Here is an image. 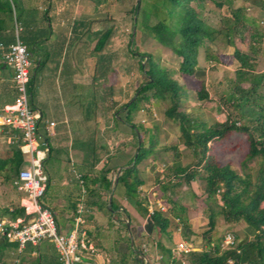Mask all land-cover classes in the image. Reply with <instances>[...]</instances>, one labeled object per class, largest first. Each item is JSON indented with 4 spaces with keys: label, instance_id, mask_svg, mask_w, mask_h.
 <instances>
[{
    "label": "trees",
    "instance_id": "16d2710c",
    "mask_svg": "<svg viewBox=\"0 0 264 264\" xmlns=\"http://www.w3.org/2000/svg\"><path fill=\"white\" fill-rule=\"evenodd\" d=\"M58 1L60 0H47L46 6L39 8V5L20 6L15 0H0V59L15 41V23H20L18 36L32 53L33 66L30 70L28 92L30 103L35 107L38 72L47 69L56 74L59 70L60 80L67 85L68 80L76 73L71 67L72 49L82 41L75 55L79 60H93L91 83L83 96V121H96L100 117L105 121V125L113 120L127 125L131 130L130 135L120 134V139L130 138L120 143V146L117 145L115 152L110 153V147L101 140L99 130L90 128L71 137L61 134L52 139L47 135L46 129L41 127V122L46 121L44 115L41 116L40 133L49 145L46 160L57 162L64 160L62 157L71 159L72 153L75 164L82 173L87 187L86 206L89 212L90 209L92 211L91 214L86 212L85 217H92L93 212L98 211L110 215L111 221L119 220L115 213L118 209L114 198L115 191L112 193L110 206L107 204L108 200L103 198V193L112 189L113 173L117 171L107 168L108 161L124 144L127 143L136 150L128 163L133 164L124 168L118 176L117 187L123 188L126 197L135 196L141 185L139 164L157 149L171 150L174 158L179 160L184 154L189 161L186 166L172 165L169 171L165 172L167 183H170L173 177H180L188 185L196 179L202 189L199 201L204 205L208 218L207 227L200 234L203 247L184 250L181 252L183 257L190 264H264V71L258 70L264 31L250 25L246 27L245 22L241 20L240 8L233 11V20L222 16L218 25L208 22L204 16L207 1L222 9L224 6L230 8L234 0H160L178 13L179 20L173 28L156 17L152 23H148L147 12L142 9L140 0H135L131 19L142 13V32L171 48L178 57V68H168L152 53L140 51L135 46V32H130L125 54L132 62L126 70L127 73L134 71L136 85L133 93L120 104L114 98V85L108 81L109 73L117 60L118 52L111 48L113 39L118 36L116 30L112 26L92 29L88 15H84L82 11L73 15L70 4L74 0H67L66 4L69 6L65 5L63 9L57 8ZM83 1L81 0V3ZM113 1H92L94 11H99L100 4L107 6ZM253 1L259 6L264 4V0ZM60 8L61 12L58 11ZM241 26L246 27L244 31ZM217 39L233 47L230 55L237 62V67L234 77L230 78L227 84L220 80L218 84L207 85L204 79L199 77V72H205L204 69H199V57L202 52L208 51L209 44L215 43ZM237 41L245 44L246 50L240 49ZM84 49L89 51V55L78 57ZM0 69L7 70L13 77L12 70L3 60H0ZM208 86L211 87V92ZM10 89L14 97L13 82ZM189 91L195 92L199 105L197 110L203 109L202 105L211 99L212 94L216 95L214 109L220 114L221 120L214 117L209 120L198 117L189 108ZM150 99L163 107L165 121L178 125L176 142L157 148L155 133L150 136L149 143H146V133L152 129L157 131V125L135 121L134 118L142 108L141 103ZM120 109L125 112L124 116L119 115ZM234 133L245 136L246 152L243 155L241 170L235 169L230 161H223L215 151L217 143L230 139ZM254 159H261L256 168L246 163ZM101 161L103 167L96 170ZM24 163L19 145L9 144L7 148L0 150L2 181L5 184H14ZM140 205L147 213V206L144 207L143 203ZM75 211L74 200L70 203L69 220H73ZM23 214L24 209L20 207L11 210L0 209V216L17 218ZM170 215L178 217L182 223L179 232L168 230ZM194 215L195 211H190L188 206L182 203L177 210H156L150 217L153 224L151 233L141 234L140 244L131 247L130 236L125 238L132 262L125 261L124 264H143L146 252L141 247L142 243H156L169 253L171 249L162 243V238L175 245L183 240L195 245L196 240L191 238L194 224L191 218ZM219 216L228 224L245 222L251 229V236L232 232L236 239V244L232 247L222 246L224 236L214 242L212 233ZM119 221L127 230L126 223ZM129 223L131 228V220ZM109 225L113 226L112 223ZM0 247L8 251L15 250V257L20 260V264H58L57 253L49 244L39 248L36 255H31V244L22 252H18L15 243L9 244L1 237Z\"/></svg>",
    "mask_w": 264,
    "mask_h": 264
},
{
    "label": "crops",
    "instance_id": "0c3cea01",
    "mask_svg": "<svg viewBox=\"0 0 264 264\" xmlns=\"http://www.w3.org/2000/svg\"><path fill=\"white\" fill-rule=\"evenodd\" d=\"M15 2L20 6H30V5H39V8H44L47 4V0H15ZM67 0L58 1L57 8L69 6L66 4ZM81 0L71 1V9L73 10V15L77 12H83L88 8L85 4H80ZM28 8V7H27ZM61 12L60 10H58ZM85 11V12H86ZM59 12L57 14L59 15ZM16 24V23H15ZM20 26V23H18ZM21 27V26H20ZM79 46L76 45V48L72 49V61L71 67L76 73L73 74L71 80H68L67 85L62 83V80L59 78V70L56 74L49 72L47 69L40 70L38 72V77L36 81L37 86V97L35 100V108L38 109L42 115L46 118L45 122H41V127L46 128L47 122L54 121V132L55 134L51 137L52 139L56 137V135L63 134L64 136H73L74 134H80L85 132L87 129H95L102 131L107 127L115 126L113 120L109 121L108 125H105V121L98 117L96 121H83V96L87 92L89 85L91 83V73L88 69L87 61L79 60L75 53L77 52ZM38 52V50H36ZM82 52L78 57H82ZM32 69V68H31ZM90 73V74H89ZM206 76L205 72H199V77L202 79ZM12 77L11 74L7 70L0 69V106L8 105L13 103V94H11V85H12ZM117 101H120L121 96H114ZM153 104L152 110L154 111L153 116L148 112H144L142 108L135 114V121H141L148 123H156L157 129L159 132V137L155 141V145L158 147L163 146L165 144L171 143L172 133L164 127V116H159L160 112L157 114L155 112V108L162 107L159 104H156L154 100L151 102ZM121 110L118 111L119 115L121 114ZM163 115V112H162ZM205 120H209L206 115H203ZM119 126V130L116 129L120 133L130 135L131 130L127 125L119 122L117 123ZM152 129V128H151ZM41 131V130H40ZM101 131V132H102ZM115 132V129L112 130ZM150 131L146 133V142L149 143L150 139ZM157 132V133H158ZM130 138V137H129ZM128 138V139H129ZM124 139V140H128ZM122 139H120L121 141ZM122 140V141H124ZM116 142V141H115ZM110 147V153L112 152V146H117V142L111 145L107 142ZM4 146H9L5 138L2 137L0 131V149ZM56 146V145H55ZM135 147L124 144L123 147L120 148L119 152L114 153L113 157L109 159L107 168L112 170L116 169L117 171L113 173L114 176V198L116 203L118 204V209L115 211L117 213L119 220L123 218H127L131 220L132 227L130 228L131 237H130V245L140 244L141 234H150L152 230V221L151 218L147 216V213L142 209L140 203H143L144 207L146 206L147 200L151 197V192L156 193V198L160 202H162L167 210L170 208L178 209L179 204H185L188 206L190 211H195L193 219V235L191 238H194L195 245L192 242H188L183 240L182 242L191 243L195 249H201L203 247V243H200V234L207 227L208 218L205 215V209L198 202L195 203L193 198H195L198 194H196L191 186H194L196 179L191 181L188 185L184 182L180 177H173L172 181L167 183V176H165V172L172 165H181L186 166L189 158L183 154L181 159H176L169 155L168 151H162L161 149H157L154 151L148 158H146L142 163L139 164L140 169V177H141V185L138 188L137 194L132 197H126L123 188L117 187V183L115 184V179L118 174L125 168V166L131 165L128 164L131 159L135 155ZM71 162L73 167L75 166V161L73 154L70 153ZM103 167V161H101L96 170H99ZM75 176V175H74ZM76 178V177H75ZM2 185L5 187V183L0 179ZM11 184V183H9ZM188 189L186 188V185ZM14 185V184H13ZM15 186V185H14ZM16 187V186H15ZM17 189V188H16ZM18 190V189H17ZM0 209L8 208L9 210L19 207L20 201L22 198V192L18 190V193H12L10 188L1 189L0 188ZM49 193L46 191V203L50 206L53 213L55 214L58 224L63 228L62 222L60 221L59 216L57 215V209L55 207L56 201L52 196L48 195ZM4 217V216H0ZM8 217V216H5ZM86 218V217H85ZM170 222L168 230L179 232L182 227V223L179 221L178 217L170 215ZM119 220H114L113 225L116 227H120L121 222ZM87 222V219H86ZM86 226V223H85ZM111 226V225H110ZM95 228L97 227L94 226ZM99 227V226H98ZM97 227V229H98ZM235 230L237 233H241L242 235L251 236V229L245 224L242 228L236 226ZM87 229V228H86ZM89 230H87L88 238H89ZM235 231V232H236ZM215 231L212 233L213 241L216 242L215 239ZM118 236L113 238L109 242H106L103 239H99L98 246H93L97 250V254L88 255L84 259L83 264H124L125 261L128 263L132 262V257L130 254V250L127 247L125 235ZM131 238L133 239V244L131 243ZM162 243L170 247L171 252H167L160 247L154 244H144L147 247L146 261L147 264H190L182 255L181 251L176 249V245L169 242L166 238L161 239ZM7 242V241H6ZM9 244H13L7 242ZM142 246V245H141ZM113 248L114 253L109 257L108 249ZM31 255L33 254L31 251ZM15 250L8 251L7 249H2L0 247V264H20V260L16 257Z\"/></svg>",
    "mask_w": 264,
    "mask_h": 264
},
{
    "label": "rangeland",
    "instance_id": "374dc122",
    "mask_svg": "<svg viewBox=\"0 0 264 264\" xmlns=\"http://www.w3.org/2000/svg\"><path fill=\"white\" fill-rule=\"evenodd\" d=\"M94 0H84L82 4H85L88 8V11H84V15H88L89 22H91V28H108L110 26L116 30L118 36L113 39V43L111 48L115 50L117 53V60L113 65L112 70L109 73L108 81L114 85L115 94L114 96H121L123 98L118 101L120 104L124 103L127 100V96H130L133 93L134 86L136 85L134 71L132 73H127V66L132 62V60L126 56L125 50L127 48V41L129 40V33L135 32V46L140 51L150 52L154 55V57L159 61L165 64L168 68L177 69L178 68V57L174 53V51L162 45L161 43L157 42L151 37H148L144 32L141 30V19L142 13H138L135 15L134 19H131L132 13L131 10L133 5L135 4V0H114L110 2L107 6L100 4L98 7L99 11H94ZM141 7L145 10L148 14L147 22L152 23L154 21V17L163 20L166 22L170 27H175L178 23L179 16L176 11H172L170 6L163 4L160 0H140ZM81 4V3H80ZM236 8L241 9V20L245 22V26H253L258 28L261 31H264V4L259 6L254 3L253 0H234L233 5L230 8L224 6L222 9L216 8L211 2L207 1L206 6L204 9V16L208 19V22L213 25H218L220 22V18L222 16H226L229 19L233 20V11ZM135 23V24H134ZM246 27H242L241 29L244 31ZM242 31V32H243ZM239 38V35H238ZM237 39V36H236ZM235 39V41H236ZM215 43H211L208 46V51L202 52L199 57V69H204L206 76L203 77L204 81L208 85L209 83L218 84V81H223L224 84H227V81L230 78L234 77V70L237 67V62L232 59L231 53L233 52V47L221 43L218 41ZM238 42V41H237ZM82 45V41L78 46ZM238 47L242 50H246V46L243 43L238 42ZM76 48V45L74 46ZM82 55L88 56L89 51L83 50ZM209 55V56H208ZM260 63L258 66L259 71H264V39L261 43V55L259 57ZM84 61H87L88 69L90 73L93 69V60L91 58H84ZM89 73V74H90ZM91 75V74H90ZM134 82V84H132ZM210 92L212 91L211 87L208 86ZM189 108L195 112V114L202 118L205 114L208 119H213V117L217 120H221L220 114L216 112L215 104L217 101L216 95L212 94L211 99L202 105V110H197L198 102L195 98V92L189 91ZM153 99L141 103L142 110L146 113H150L151 116L154 117L152 110L153 104L151 103ZM121 110V109H120ZM147 110H149L147 112ZM155 112L158 114L160 112V117L163 116V107L155 108ZM125 112H121V116H124ZM164 127L170 133H172V142L177 141V134H178V125L173 123L172 121H165L164 120ZM115 129V132L112 131ZM119 126L115 123V126L107 127L105 130L99 129V135L101 140L105 143L109 142L111 145L117 142V145L120 146L122 144V139L120 141V132ZM102 131V132H101ZM158 129H152L150 131V135L153 136L155 133V137H159ZM245 136L243 134L234 133L230 139L221 141L216 144L215 151L219 155V157L223 161H230L232 166L235 169L241 170L243 155L246 152V145L244 142ZM116 141V142H115ZM121 143V144H120ZM147 143V142H146ZM116 147V146H115ZM111 149L112 152H115L116 148ZM7 148L4 146L2 149ZM170 156H174L171 150H168ZM64 160L57 161L56 160H45V167L49 171L50 180L47 186V192L49 196H52L55 201L57 202L55 207L57 209V215H60V221L62 222V227L60 229L67 233L70 231L73 225V220H69L70 216V203L71 201H76V199L80 196V186L77 178L73 176L74 171L73 169L77 170V172H81L79 167L75 164V168L73 165H70L71 159H66V157H62ZM259 160H248L246 163L253 168L257 167ZM73 168V169H72ZM47 171V172H48ZM168 172V170H167ZM73 173V174H72ZM72 174V175H71ZM75 175V174H74ZM1 179V178H0ZM197 181V180H196ZM185 182V181H184ZM0 181V188L3 190L5 188H10L12 193H18V190L13 184H6L5 187L2 185ZM187 184V183H186ZM185 184V185H186ZM186 188L188 189L187 185ZM193 191L198 194L193 201L195 203H199L205 209L204 205L201 204L199 201V196L202 193L201 186L198 182H195L194 186H191ZM1 195V193H0ZM109 192L103 193V198L108 200ZM43 200L46 203V195L44 196ZM88 213L91 214L92 211L89 208ZM206 215V212H204ZM111 216L103 213L95 211L93 212L92 217L86 216V228L89 230V238L91 242L96 246H98L99 239H103L106 242H109L113 238L118 236H122L121 234L127 236H132L131 232L125 230L123 224L120 225V230L116 225L110 226L109 223H113L111 221ZM128 219L123 218L121 221L126 223ZM97 227L95 228L94 226ZM245 222H241L240 224H228L224 221L222 216L218 217L217 226L215 228V239L216 242L222 239L226 232H235L236 226L240 228H244ZM214 232V231H213ZM237 232V231H236ZM53 246L50 242L46 241L43 242L40 248H44L46 245ZM127 244V241H126ZM146 245V243H144ZM142 244V246L144 245ZM141 246V247H142ZM54 248V246H53ZM55 249V248H54ZM109 257L114 253L113 248L108 249ZM145 262V261H144ZM143 262V264H144Z\"/></svg>",
    "mask_w": 264,
    "mask_h": 264
},
{
    "label": "built area",
    "instance_id": "2783aa9c",
    "mask_svg": "<svg viewBox=\"0 0 264 264\" xmlns=\"http://www.w3.org/2000/svg\"><path fill=\"white\" fill-rule=\"evenodd\" d=\"M21 27L15 24V41L12 42L0 60L6 62L13 72V103L0 106V131L8 144H17L24 157V165L14 181L16 188L22 192L20 208L24 214L17 218L0 217V237L15 243L17 251L22 252L28 244L33 246V254H37L43 242H50L57 253L58 264H83L88 255L97 254L96 248L88 238L85 227L87 187L82 173L73 169L80 186V196L76 199V211L73 225L65 233L54 216L50 206L43 200L49 182V174L45 167L48 157V141L40 133L41 112L30 103L28 81L33 66L32 53L19 38ZM54 121L47 122L46 132L52 137ZM147 216L151 217L156 210L166 212V206L157 200L156 193L151 192L147 200ZM236 244L235 235L226 232L222 246L232 247ZM147 251L145 245L142 246ZM178 251L195 249L191 243L179 242ZM144 264L147 263L146 257Z\"/></svg>",
    "mask_w": 264,
    "mask_h": 264
},
{
    "label": "water",
    "instance_id": "95a60500",
    "mask_svg": "<svg viewBox=\"0 0 264 264\" xmlns=\"http://www.w3.org/2000/svg\"><path fill=\"white\" fill-rule=\"evenodd\" d=\"M133 33H134V31H133ZM133 164V162L131 163V165ZM131 165H128V166H125V168H128V167H130ZM118 176H119V174H118ZM118 176L116 177V179H115V184L117 183V181H118ZM113 190H114V186L112 187V189L110 190V192H109V196H108V206H110V204H111V198H112V193H113ZM126 226H127V228H128V230L130 231V223H129V220H127L126 221ZM131 243L133 244V239L131 238ZM147 264V263H146Z\"/></svg>",
    "mask_w": 264,
    "mask_h": 264
}]
</instances>
